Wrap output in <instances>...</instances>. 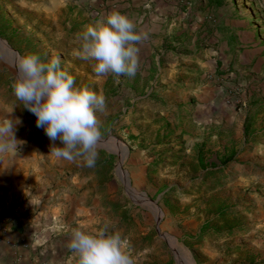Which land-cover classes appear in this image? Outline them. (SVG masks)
<instances>
[{"label":"rangeland","instance_id":"rangeland-1","mask_svg":"<svg viewBox=\"0 0 264 264\" xmlns=\"http://www.w3.org/2000/svg\"><path fill=\"white\" fill-rule=\"evenodd\" d=\"M114 11L142 37L132 77L78 55ZM0 40V108L24 136L10 154L60 146L13 95L14 53L58 56L105 98L95 166L63 161L86 232L118 230L132 264H264V0H0Z\"/></svg>","mask_w":264,"mask_h":264},{"label":"clouds","instance_id":"clouds-1","mask_svg":"<svg viewBox=\"0 0 264 264\" xmlns=\"http://www.w3.org/2000/svg\"><path fill=\"white\" fill-rule=\"evenodd\" d=\"M141 39L133 22L114 11L94 26H85L78 37V55L95 61L93 71L98 76L132 77L138 67ZM15 68L13 95L34 115L35 126L43 129L50 141H60V146H51L53 155L94 167L101 136L96 113L104 111L103 94L75 87L73 77L60 68L58 56L42 61L36 54L18 55ZM20 123L19 118H0V153L18 147L14 133ZM67 247L77 254L78 264H132L125 251L126 240L118 230L100 227L93 234L73 227Z\"/></svg>","mask_w":264,"mask_h":264},{"label":"crops","instance_id":"crops-1","mask_svg":"<svg viewBox=\"0 0 264 264\" xmlns=\"http://www.w3.org/2000/svg\"><path fill=\"white\" fill-rule=\"evenodd\" d=\"M9 112L2 106L0 118L14 119ZM63 161L40 148L0 153V200L20 195L26 208L25 214L0 223V264H78L77 254L67 247L70 229L96 227L84 200L69 197L71 188L85 180L73 176L67 181Z\"/></svg>","mask_w":264,"mask_h":264},{"label":"built area","instance_id":"built-area-1","mask_svg":"<svg viewBox=\"0 0 264 264\" xmlns=\"http://www.w3.org/2000/svg\"><path fill=\"white\" fill-rule=\"evenodd\" d=\"M23 201L20 195L0 200V223H4L7 218L14 215L25 214L26 208H24Z\"/></svg>","mask_w":264,"mask_h":264},{"label":"water","instance_id":"water-1","mask_svg":"<svg viewBox=\"0 0 264 264\" xmlns=\"http://www.w3.org/2000/svg\"><path fill=\"white\" fill-rule=\"evenodd\" d=\"M0 47H1V49H3L5 52H10V51H12L3 41H1L0 40ZM14 55L17 57V55L14 53ZM12 59H10V61H11ZM109 141H111V142H113V141H115L113 138H110L109 139ZM98 145H99V147H104L105 145H107V142L106 141H104V142H102V143H98ZM125 186H127L128 187V184H126ZM154 205V204H153Z\"/></svg>","mask_w":264,"mask_h":264},{"label":"bare ground","instance_id":"bare-ground-1","mask_svg":"<svg viewBox=\"0 0 264 264\" xmlns=\"http://www.w3.org/2000/svg\"><path fill=\"white\" fill-rule=\"evenodd\" d=\"M8 52V51H7ZM11 52V51H10ZM116 142V141H115ZM116 145V144H115ZM124 152V151H123ZM123 152H121V153H119V157H120V159H123V157H124V154H123Z\"/></svg>","mask_w":264,"mask_h":264}]
</instances>
